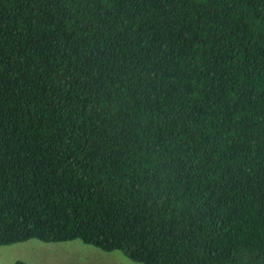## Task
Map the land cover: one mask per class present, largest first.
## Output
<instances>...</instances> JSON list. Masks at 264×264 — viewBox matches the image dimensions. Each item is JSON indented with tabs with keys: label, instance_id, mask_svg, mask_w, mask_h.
Here are the masks:
<instances>
[{
	"label": "trees",
	"instance_id": "obj_1",
	"mask_svg": "<svg viewBox=\"0 0 264 264\" xmlns=\"http://www.w3.org/2000/svg\"><path fill=\"white\" fill-rule=\"evenodd\" d=\"M31 240L264 264V0H0V247Z\"/></svg>",
	"mask_w": 264,
	"mask_h": 264
},
{
	"label": "rangeland",
	"instance_id": "obj_2",
	"mask_svg": "<svg viewBox=\"0 0 264 264\" xmlns=\"http://www.w3.org/2000/svg\"><path fill=\"white\" fill-rule=\"evenodd\" d=\"M138 264L121 252L106 253L80 240L46 244L38 240L0 247V264Z\"/></svg>",
	"mask_w": 264,
	"mask_h": 264
}]
</instances>
